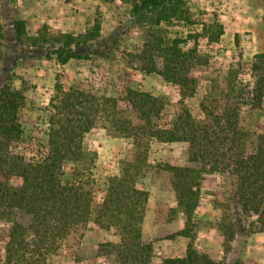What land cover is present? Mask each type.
<instances>
[{
	"label": "trees",
	"instance_id": "1",
	"mask_svg": "<svg viewBox=\"0 0 264 264\" xmlns=\"http://www.w3.org/2000/svg\"><path fill=\"white\" fill-rule=\"evenodd\" d=\"M141 19L157 15L171 7L170 0H119ZM170 5V6H169ZM158 13V14H157ZM100 25L84 34L56 30L43 25L35 35H28L25 22L16 19V41L45 51V57L60 64L71 59H108V54L77 52L94 40ZM0 26V39L2 38ZM179 39L164 41L146 38L138 51V61L147 63V71H157L176 87L180 98L192 97L198 77L193 71L196 50H184ZM238 45V39H235ZM146 61V62H145ZM159 68L156 69V63ZM225 83L211 78L210 91L201 100L204 120L188 110L160 123L163 102L149 92L115 82L96 86L90 71L86 81L60 82L45 109L43 130L25 139L21 110L24 95L9 81L0 86V173L20 179L19 186L0 182V207L23 212L27 225L15 223L8 236L6 251L20 255L22 264H41L57 249L59 242L89 221L93 200V165L96 152L83 144L84 136L100 127L113 137L131 139L132 152L119 162V175L108 180L99 205L96 223L110 220L116 227V242H107L115 251L117 264H149L153 246L141 238L140 225L145 214L148 191L139 183L148 164L150 142H183L187 165L168 166L177 205L189 219L198 204L199 179L202 173H227L235 178L234 196L243 216L258 232L264 231V127L254 133L240 123L243 105L260 108L264 97V51L253 55L248 77H237L232 70ZM44 135V140L38 136ZM27 142L25 144H22ZM258 225V226H257ZM106 227H110L107 223ZM225 252L231 250L235 237L232 222L220 224ZM179 234H184L181 230ZM163 264H216L205 254L188 246L185 254L165 258ZM234 264H242L239 260Z\"/></svg>",
	"mask_w": 264,
	"mask_h": 264
},
{
	"label": "rangeland",
	"instance_id": "2",
	"mask_svg": "<svg viewBox=\"0 0 264 264\" xmlns=\"http://www.w3.org/2000/svg\"><path fill=\"white\" fill-rule=\"evenodd\" d=\"M156 23L157 15L141 19L119 0H0V86L10 82L25 98L21 110L27 141L43 130L45 109L60 82L86 81L90 71L96 86L115 82L149 92L161 98L160 123L188 110L204 120L201 100L210 91V79L225 83L232 70L237 77H248L247 68L254 54L264 51V0H170ZM169 5V6H170ZM158 14V13H157ZM22 19L28 35L45 25L50 32L61 30L74 34L90 31L96 22L99 33L77 52H102L108 59H71L60 64L45 57V51L16 41L13 22ZM164 41L179 39L184 50L194 49L198 56L193 71L198 77L192 97L180 98L175 86L157 71H147V63L138 61V51L146 38ZM238 39V45L235 39ZM146 62V61H145ZM159 63H156V69ZM240 123L251 132L264 127V97L260 108L243 105ZM44 140V135L38 133ZM24 142L22 144H25ZM84 147L96 152L91 214L86 225L64 237L41 264H117L115 251L107 242H116V227L107 219L96 223L109 178L119 175L120 160L132 152L130 138L113 137L100 127L91 129L83 139ZM183 142L152 139L148 164L139 183L148 191L145 214L140 225L141 238L153 246L149 264H163L165 258L182 257L188 246L205 254L216 264H264V231L258 232L240 212L234 196L235 178L227 173H202L199 179L198 204L190 218L177 205L168 166L187 165ZM0 182L19 186L20 179L5 177ZM29 217L21 211L0 207V264H22L20 255L6 251L9 232L15 223L27 225ZM232 222L235 237L231 250L225 252L220 224ZM109 223L110 227H106ZM258 226V225H257ZM184 230V234L178 232Z\"/></svg>",
	"mask_w": 264,
	"mask_h": 264
}]
</instances>
